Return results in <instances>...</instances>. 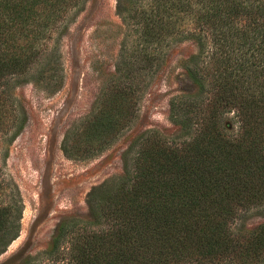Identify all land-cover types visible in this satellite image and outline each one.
<instances>
[{
	"label": "trees",
	"instance_id": "1",
	"mask_svg": "<svg viewBox=\"0 0 264 264\" xmlns=\"http://www.w3.org/2000/svg\"><path fill=\"white\" fill-rule=\"evenodd\" d=\"M83 1L0 0V146L26 123L13 82L57 62V43ZM123 1L136 44H123L117 77L68 149L91 154L95 141L102 149L119 136L136 115L143 76L179 39L198 48L185 63L198 92L171 102L184 140L136 137L125 176L89 193L92 221L61 224L50 249L23 264H264V222L246 228L252 212L264 218V0ZM1 168L0 255L18 238L24 211Z\"/></svg>",
	"mask_w": 264,
	"mask_h": 264
},
{
	"label": "rangeland",
	"instance_id": "2",
	"mask_svg": "<svg viewBox=\"0 0 264 264\" xmlns=\"http://www.w3.org/2000/svg\"><path fill=\"white\" fill-rule=\"evenodd\" d=\"M119 5V0L83 1L71 13L57 43V62L45 73L36 66L12 84L11 94L23 109L26 123L13 142L0 146V164L7 180L17 187L24 211L20 234L0 255V264H23L46 252L65 222H91L89 193L125 176L124 153L136 137L156 132L167 140H184L185 132L173 121L171 102L197 94L185 63L198 48L193 40L179 39L165 49L157 71L143 76L136 115L119 136L102 149L95 141L91 154H83L85 146L68 149L76 144L74 136L84 131L117 77L123 44L130 49L136 44ZM51 81H59L58 87L52 88ZM225 127L235 132L231 115ZM252 213L255 216L246 222L248 230L264 222Z\"/></svg>",
	"mask_w": 264,
	"mask_h": 264
}]
</instances>
